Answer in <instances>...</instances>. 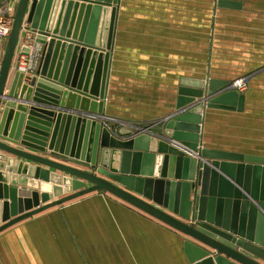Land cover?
<instances>
[{
    "label": "water",
    "instance_id": "water-1",
    "mask_svg": "<svg viewBox=\"0 0 264 264\" xmlns=\"http://www.w3.org/2000/svg\"><path fill=\"white\" fill-rule=\"evenodd\" d=\"M5 3L15 9L0 57V232L103 190L182 234L187 264H264V155L203 143L205 110L243 111L246 94L182 77L174 112L158 124H106L120 0ZM24 23L28 71L13 67ZM29 176L41 181L21 188Z\"/></svg>",
    "mask_w": 264,
    "mask_h": 264
},
{
    "label": "crops",
    "instance_id": "crops-1",
    "mask_svg": "<svg viewBox=\"0 0 264 264\" xmlns=\"http://www.w3.org/2000/svg\"><path fill=\"white\" fill-rule=\"evenodd\" d=\"M14 9L15 3L12 8L5 3L0 13L14 16ZM202 16L211 24L208 55L201 53ZM5 42H0V57ZM182 77L229 83L247 77L243 111L205 110L203 143L264 155V141L248 129L249 108L264 103L257 98L264 86V0H243L241 9L218 7L216 0H120L105 103L108 124H158L174 112ZM28 181L20 187L32 189V182L41 180L29 176ZM184 239L100 190L1 231L0 264H187Z\"/></svg>",
    "mask_w": 264,
    "mask_h": 264
},
{
    "label": "built area",
    "instance_id": "built-area-1",
    "mask_svg": "<svg viewBox=\"0 0 264 264\" xmlns=\"http://www.w3.org/2000/svg\"><path fill=\"white\" fill-rule=\"evenodd\" d=\"M13 21V16H9L8 14L0 13V41L2 42V39H7L11 25ZM21 31L25 33V37L20 36L18 49L16 51V60L14 59L13 67L17 68L21 71H28L29 66L31 65L32 59L30 56L24 54L21 52V47L23 45L32 46L33 44V32L31 31L29 24L24 23ZM246 79L245 77L236 79L234 82H232V86L236 88L239 91H243L246 88Z\"/></svg>",
    "mask_w": 264,
    "mask_h": 264
},
{
    "label": "rangeland",
    "instance_id": "rangeland-1",
    "mask_svg": "<svg viewBox=\"0 0 264 264\" xmlns=\"http://www.w3.org/2000/svg\"><path fill=\"white\" fill-rule=\"evenodd\" d=\"M187 19V17H186ZM210 21L208 20H204V16H202L201 20H200V28H201V35H202V54H206L208 55V48H207V40H208V34H209V30H210ZM203 38L205 39V41H203ZM206 52V53H205ZM205 58V57H204ZM205 61V60H204ZM203 64V63H202ZM247 78V77H245ZM248 79H246L247 81ZM262 98L264 100V86L260 87V92H257V98ZM258 100V99H257ZM248 114L251 116L250 120H249V125H248V129L249 132L251 133L250 135H255V138H257L256 140L259 141H264V124L260 123L261 120H264V103L263 104H256V106L254 107H250ZM109 122L106 121V124H108ZM145 124L143 125H139L137 127H144ZM152 125V124H151ZM63 187V185H62Z\"/></svg>",
    "mask_w": 264,
    "mask_h": 264
}]
</instances>
